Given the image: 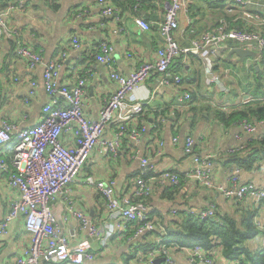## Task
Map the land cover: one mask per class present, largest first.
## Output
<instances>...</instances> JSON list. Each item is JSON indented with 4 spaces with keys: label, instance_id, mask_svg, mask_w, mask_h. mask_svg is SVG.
<instances>
[{
    "label": "crops",
    "instance_id": "0c3cea01",
    "mask_svg": "<svg viewBox=\"0 0 264 264\" xmlns=\"http://www.w3.org/2000/svg\"><path fill=\"white\" fill-rule=\"evenodd\" d=\"M24 1V11H13L8 18L9 27L17 29L19 35L0 39V122H11L18 128H26L39 122L42 108L49 100L43 89V67L47 62L54 60L62 49H66L67 56L62 60L58 83L72 84L77 76H86L87 82L82 96L83 113L86 118L97 120L104 100L112 94L116 84L109 79L108 69L95 61L96 44L106 41L113 46V66L123 75H128L143 63L153 62L156 50L162 46L158 25L163 18L168 0H148L142 8L138 6L135 12L119 8L122 12L120 21H116L113 16H102L97 0H57L56 8L51 7L45 0ZM126 1L120 0V5L124 7L127 5ZM189 1L191 5L194 4V1ZM215 2L196 0L197 7L191 11L192 23L199 22L201 29L214 26L215 21L221 16ZM135 15L142 17L149 24L147 30H142L134 23L132 16ZM191 20L183 13L178 16L179 26L174 32V38L180 46H189L192 40L199 37L190 38L189 35L184 37ZM235 21L241 23L236 17L233 19V22ZM72 36L80 39L81 46L78 51L68 49ZM19 46L39 51L43 63L30 68L26 60L16 55ZM228 52L225 57L231 65L227 68L221 64V59L212 58V64L218 66L215 71L223 76L222 83L219 86L216 84V92L212 88L214 83L206 82L210 76L204 73L203 67L194 59L185 64V69L180 71L170 66L171 72L187 79V82H183L177 88L170 85L160 92H154L159 75H150L136 91L127 96V101H140L143 105L142 115L128 123L131 128L137 130V140L123 139L116 156L105 154L99 148L93 149L79 174L67 185L68 193L56 195L49 202L61 234L68 238L70 245L88 237L73 212L84 214L88 221L96 226L100 236H106V245H100V238L89 237L92 251L98 256L93 262L85 264L111 262L122 264L124 261L120 255L128 254L129 251L128 242L123 238L126 223H117L108 216L103 201L93 185V182L99 180H116V192L124 194L131 193L132 187L137 185L138 179L144 174L150 172L156 174L166 169L176 170L182 179L180 186L173 194L164 195L170 184L153 185L151 194L144 204L148 214L152 213L153 217L170 223L174 220L173 209L183 211L203 209L212 202L216 204V210L221 214L241 213L242 206L239 208L234 206L238 201L226 200L213 189L184 178L192 167L190 158L183 152V137L186 135L193 138L194 149L200 156L211 157L214 183L225 185L229 175L233 173L242 182L251 181L256 186L264 188L263 163H257L251 170H244L236 167L234 163H228L230 156L227 150L247 146L253 137L240 127V122H231L230 125L223 126L210 113L200 114L198 110L206 103L216 108L221 107L222 110L233 105L245 104L243 103L245 97L235 98L232 92H228L240 89L239 94L244 93L242 85L247 76L252 80L249 70L253 63L258 61L252 57L251 60L245 58L239 61L233 54L228 57ZM232 64L240 66V69H234ZM263 64L257 63V68H254L255 72L261 73V89L264 88ZM198 70L201 72L203 70L204 81L201 85L197 78L194 79ZM225 70L228 72L225 73ZM32 81L36 82V87L30 96L28 90ZM185 91L194 93L196 101L193 107H197L198 115L190 110L191 105L188 101L179 102V97ZM247 99L250 100V97ZM255 126V135L264 133V121L255 123ZM115 130L116 126L113 125L105 133V137L111 138ZM12 137L15 140V136ZM62 137L65 142L70 141L69 134H63ZM173 137L179 138L177 143L172 142ZM11 147L7 145L4 149L8 156ZM133 152H136V157H130ZM141 160L146 162L145 167L142 166ZM19 198V192L8 185L6 174L0 171V220L7 213L10 204ZM245 203H248V206L254 205L258 220L264 223V202L254 204L245 201L242 204ZM28 244L29 234L23 228L22 218L18 217L11 222L6 234L0 237V264L13 262ZM247 244L251 249L259 248L260 236L249 240ZM100 248H104L103 251ZM172 258L174 264H191L183 251H174ZM41 260V264H58L46 262L43 258ZM216 260L220 264L230 262L218 255ZM133 263V259L128 261V264Z\"/></svg>",
    "mask_w": 264,
    "mask_h": 264
},
{
    "label": "built area",
    "instance_id": "2783aa9c",
    "mask_svg": "<svg viewBox=\"0 0 264 264\" xmlns=\"http://www.w3.org/2000/svg\"><path fill=\"white\" fill-rule=\"evenodd\" d=\"M97 4L102 16H113L116 21H120L122 12L111 0H97ZM189 5V0L167 1L163 18L158 25L162 46L156 50L155 60L141 64L128 75H123L114 68V49L110 43L102 41L96 44L95 61L108 69L109 79L116 84L112 94L104 100L97 120H90L83 113L82 96L87 82L86 76H77L72 84L58 83L62 60L67 56L66 49H62L54 60L43 67V89L49 100L42 108L39 122L26 128H18L7 121L0 122V171L6 174L8 185L20 195L19 200L10 204L7 213L0 220V237L6 234L11 222L18 217L22 218L23 228L29 234V244L9 264H41L42 258L46 262L58 264H85L93 262L96 257L89 237L100 238V245H106V236H100L96 226L81 212H73V215L79 221L81 229L86 230L88 237L70 245L68 238L61 234L49 202L56 195L68 193L67 185L79 174L93 149L99 148L105 154L116 156L123 139L137 140V130L128 123L142 115L143 105L140 101H127V96L136 91L150 75H159L154 92H160L170 85L179 87L182 77L171 72L170 66L176 58L183 55L182 64L197 59L201 62L204 73L210 75L206 82L220 84V73L213 70L212 58H224L231 49L229 43L254 52L256 61L262 57L264 2L225 0L226 12L230 15L237 13L235 17L241 20L243 26H230L227 21L220 20L216 27L204 31L189 46H180L174 38V32L179 26V14L183 13L187 18ZM247 5L254 6L255 9L247 10ZM137 6L138 4L131 10L137 11ZM24 9V0H0V39L19 35L17 29L9 27L8 18L13 11L23 12ZM132 17L142 30L149 28V24L142 17ZM80 46V39L72 36L68 49L78 51ZM16 55L26 60L30 68L43 63L41 53L27 46H19ZM35 87L36 82L32 81L28 90L30 96L33 95ZM241 95L247 96L243 92ZM245 98L243 103L249 101L248 96ZM189 99L190 93L185 91L179 97V102ZM113 125L116 130L111 138H106L105 133ZM239 125L254 140L257 137L261 139V136L255 135L256 126L251 121L244 119ZM63 134H69V142L64 141ZM12 136H15V143L8 156L4 149L14 138ZM178 140V137L172 138L174 143ZM245 147L229 148L227 153L233 154ZM183 152L192 162L185 179L213 189L226 200L250 201L254 204L264 200L263 187L256 186L251 181L242 182L236 174H230L225 185L214 183L211 157L200 156L194 149L193 138L189 135L183 137ZM133 153L130 157H136V152ZM141 162L145 166L146 162ZM164 183L178 185V172L166 169L147 178L141 177L137 185L132 187L131 193H117L114 179L99 180L93 182V185L109 217L117 223H140L128 238L135 240L146 232L155 231L160 225L156 217L150 219L142 201L149 197L153 185ZM214 210V203H210L206 208L189 209L187 212L205 219L212 216ZM176 212L177 209L172 210V213ZM254 225L261 231V247L264 248V223L255 218ZM176 250L185 252L191 264H220L216 255L222 256L218 249L206 251L200 246L169 248L165 244H159L154 250L138 255L139 257L133 259V264H154V260L161 257L163 261L159 264H174L172 253Z\"/></svg>",
    "mask_w": 264,
    "mask_h": 264
},
{
    "label": "trees",
    "instance_id": "16d2710c",
    "mask_svg": "<svg viewBox=\"0 0 264 264\" xmlns=\"http://www.w3.org/2000/svg\"><path fill=\"white\" fill-rule=\"evenodd\" d=\"M45 1H48L51 7L56 8V2L52 0ZM146 1L148 0H127V5L122 7L120 5V0H111L112 4L122 10L132 9L136 4L142 8ZM192 1H194V4L191 5L190 3L188 6V16L190 17V20L191 11L195 10L197 7V4H195L196 0ZM215 1L216 9L218 13L221 14L220 18L215 21V25L206 29H201L199 22H194L193 24L191 20L184 32V37L187 35H189L190 38L200 36L204 31L216 27L220 20L227 21L230 26H238V28L243 26L242 22H233V19L236 16L235 14L230 15L226 12L224 6L225 0ZM229 45L231 48L237 46L235 43H229ZM182 57L183 55L179 56L172 62L171 67L174 70L180 71L185 69V65L181 62ZM196 61L201 67V62L197 59ZM261 62L264 63V50L262 57L257 63ZM221 64L226 66L225 68L231 65L226 57L221 58ZM216 69H218V66H213V70ZM249 72L252 80H249V77L247 76L245 83L242 85L244 93L250 97V100L247 103L239 106L233 105L225 110L220 109L221 107L216 108L211 106L210 103H206L198 108L200 114L203 112L210 113L223 126H228L231 122L239 123L244 119L251 121L254 124L259 121H264V88L261 89L262 76L260 72H255L254 67H251ZM183 82H187V79L182 78V83ZM230 92L234 91L230 90L228 93ZM241 96L242 95L239 94V97ZM195 101L196 98L194 97V93L190 92V99L188 100V104L191 105L190 110L198 115L199 111L197 110V107H193ZM156 116H161V114H156ZM258 136H261V139L257 137L255 140L253 139L245 149L229 154L228 156L230 157L228 158V163H234L236 167H240L244 170H251L257 163L264 164V133ZM14 143L15 140L12 139V141L9 142L8 147L12 146ZM154 174L150 172L149 174H144L142 178H147ZM179 177L180 183L178 185L170 184L171 186H168V188L166 187L167 189L164 191V195L173 194L178 189L182 182L180 175ZM146 201L147 199L142 202L145 204ZM263 202L264 200L259 204ZM242 203V201H238L237 204L234 205L238 208L240 205L242 206V210H240L241 213L234 214H221L216 210L217 207L214 203L215 210L213 215L205 219H200L188 214V210L183 211L178 209L176 213H173L174 220L170 223H165L159 218L158 221L160 225H158V228L155 231L146 232L135 240H128V238L140 223L126 222V232L123 233V238L128 242L129 251L128 254L120 255V258L124 261L122 264H128V261L139 257L138 255H143L148 251L154 250L159 244H165L169 248L200 246L206 251H209L210 249H218L220 250L222 257L225 260L230 261L231 264H264V248L260 246L257 249H250L246 245L249 240L261 236V231L254 225V219L257 218L255 214L256 208L254 205L248 206V203ZM149 217L152 219V213L151 215L149 214ZM172 223L174 226L171 227L170 224ZM100 249L103 251L104 248ZM95 255L96 257L98 256L96 253ZM109 264L117 263L111 262Z\"/></svg>",
    "mask_w": 264,
    "mask_h": 264
},
{
    "label": "rangeland",
    "instance_id": "374dc122",
    "mask_svg": "<svg viewBox=\"0 0 264 264\" xmlns=\"http://www.w3.org/2000/svg\"><path fill=\"white\" fill-rule=\"evenodd\" d=\"M261 1H264V0H261ZM246 9L247 10H254L255 9V7L254 6H251V5H247L246 6ZM247 60L248 59H252L251 57H247L246 58ZM232 67L234 68V69H237V70H239L240 69V66H238V65H235V64H232ZM242 67V66H241ZM257 68V65H256V62L255 63H253V66H252V68ZM251 68V67H250ZM263 69H264V64H263V67H262ZM247 73V72H246ZM249 74H250V72H249ZM197 75V76H196ZM248 75V74H247ZM222 77L223 76H221L220 75V84L222 83ZM198 79L201 83H200V85L202 84V82L204 81V79H203V74H202V72L200 71V70H198V71H196V74H195V77H194V79ZM200 85H199V87H200ZM218 86H219V84H217ZM217 85L214 83L213 85H212V88H213V90H214V92H216V90H217ZM239 91H240V89L239 90H236V89H234V92H232V94H233V97H235V98H240L239 97ZM246 245H247V247L248 248H250L251 249V247H250V245H248L247 243H246ZM96 249V247L94 248V250Z\"/></svg>",
    "mask_w": 264,
    "mask_h": 264
},
{
    "label": "water",
    "instance_id": "95a60500",
    "mask_svg": "<svg viewBox=\"0 0 264 264\" xmlns=\"http://www.w3.org/2000/svg\"><path fill=\"white\" fill-rule=\"evenodd\" d=\"M232 54L235 55L239 61H243L247 57H252V58L255 57L254 52H252L250 50L243 49L242 47H239V46L231 48L228 52V57H230ZM245 97H247V96H245ZM162 261H163V258H157L154 260V264H159Z\"/></svg>",
    "mask_w": 264,
    "mask_h": 264
}]
</instances>
